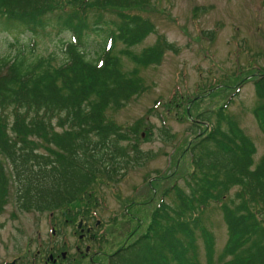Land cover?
Instances as JSON below:
<instances>
[{
	"label": "trees",
	"instance_id": "16d2710c",
	"mask_svg": "<svg viewBox=\"0 0 264 264\" xmlns=\"http://www.w3.org/2000/svg\"><path fill=\"white\" fill-rule=\"evenodd\" d=\"M155 1L161 0H0V28L32 36L47 28L70 34L59 65L52 56L26 52L0 57V213L12 185L21 211L88 218L92 215L83 212L97 200L94 185L103 178L117 182L130 149L137 161L147 154L136 143L123 145L134 139V129H123L107 111L145 89L139 68L177 50L163 35L132 50L155 32L144 15ZM101 31L103 50L89 59L86 36ZM117 42L123 44L119 53L133 63L130 70L113 51ZM252 80L258 102L253 114L264 131V70ZM224 108L188 119L187 188L175 183L165 189L146 228L135 236L132 229L128 238L133 237L106 264H200L198 237L206 264H264V155L254 161V143ZM212 203L219 205L227 228L218 255L203 219Z\"/></svg>",
	"mask_w": 264,
	"mask_h": 264
},
{
	"label": "rangeland",
	"instance_id": "374dc122",
	"mask_svg": "<svg viewBox=\"0 0 264 264\" xmlns=\"http://www.w3.org/2000/svg\"><path fill=\"white\" fill-rule=\"evenodd\" d=\"M144 15L154 23L155 32L132 50L139 52L153 44L157 35H163L177 50L165 52L158 64L139 68L145 89L121 108L108 110L107 115L125 126L123 129L133 127L134 139L123 145L136 143L147 154L142 153L137 161L130 149L128 165L115 176L118 181L103 178L94 185L97 200L83 214L93 216L87 220L95 227V239L85 243L76 232L81 215L67 224L56 212L21 211L16 208L10 185L0 213V264L12 259L16 264H32L33 260L34 264H54L47 257L55 250L59 255L55 264H106L114 250L146 228L165 189L175 183L187 188L185 180L192 172L186 150L192 136L188 119L199 111L225 105L254 143V161L264 155V131L253 114L258 102L252 80L264 70V0H161L153 2ZM20 32L0 30V57L26 52L52 56L55 65L62 63L64 42L70 38L66 31L56 33L47 28L39 36ZM103 37L102 31L86 36L83 48L89 59L103 50ZM122 47L117 42L113 51L121 56L123 68L130 70L133 63L119 53ZM203 219L214 235L218 255L227 240L219 205L208 206ZM197 243L200 264H206L200 237ZM86 244L91 254L95 252L96 262L77 252L76 246L84 250Z\"/></svg>",
	"mask_w": 264,
	"mask_h": 264
},
{
	"label": "flooded vegetation",
	"instance_id": "af4514ba",
	"mask_svg": "<svg viewBox=\"0 0 264 264\" xmlns=\"http://www.w3.org/2000/svg\"><path fill=\"white\" fill-rule=\"evenodd\" d=\"M83 220V223L81 224L80 228H79V231H78V239L82 242V243H85L86 242V239L87 240H93L95 239V227L92 226L88 220H85L84 218H81ZM76 250L77 252L79 253H82L84 252L85 254H87L89 256V259L92 261V262H96L95 259H93V256L95 254L94 253H90V245L89 244H86L85 247H84V250H82L79 245L76 246ZM53 256V254H52ZM57 254L56 256L53 258V261L55 262L58 258H57ZM83 256V255H81ZM36 263L35 260H33L32 264Z\"/></svg>",
	"mask_w": 264,
	"mask_h": 264
},
{
	"label": "bare ground",
	"instance_id": "6f19581e",
	"mask_svg": "<svg viewBox=\"0 0 264 264\" xmlns=\"http://www.w3.org/2000/svg\"><path fill=\"white\" fill-rule=\"evenodd\" d=\"M0 30H3V31H6L7 33H12L11 31H9V30H6V29H3V28H0ZM60 33V32H59ZM68 33V32H67ZM69 34V33H68ZM86 42V41H85ZM85 44V43H84ZM0 159H3V157H2V155H0ZM68 221V222H67ZM63 222L65 223H67V224H70V220L69 219H63ZM79 228H80V226L77 224L76 225V232L78 233V231H79ZM13 262V263H12ZM17 263V260L16 259H12L11 261H6L5 262V264H16Z\"/></svg>",
	"mask_w": 264,
	"mask_h": 264
},
{
	"label": "water",
	"instance_id": "95a60500",
	"mask_svg": "<svg viewBox=\"0 0 264 264\" xmlns=\"http://www.w3.org/2000/svg\"><path fill=\"white\" fill-rule=\"evenodd\" d=\"M78 225H81V220L78 222ZM64 255V254H63ZM49 258H52V256L50 255ZM13 263V262H12Z\"/></svg>",
	"mask_w": 264,
	"mask_h": 264
}]
</instances>
